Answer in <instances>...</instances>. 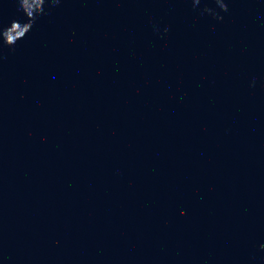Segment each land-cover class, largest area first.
I'll return each mask as SVG.
<instances>
[{
	"label": "water",
	"instance_id": "95a60500",
	"mask_svg": "<svg viewBox=\"0 0 264 264\" xmlns=\"http://www.w3.org/2000/svg\"><path fill=\"white\" fill-rule=\"evenodd\" d=\"M0 264H264V0H0Z\"/></svg>",
	"mask_w": 264,
	"mask_h": 264
}]
</instances>
